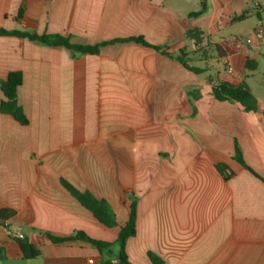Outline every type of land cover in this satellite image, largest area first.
<instances>
[{"label":"crops","instance_id":"0c3cea01","mask_svg":"<svg viewBox=\"0 0 264 264\" xmlns=\"http://www.w3.org/2000/svg\"><path fill=\"white\" fill-rule=\"evenodd\" d=\"M260 25L264 0H0V28L108 42L79 54L0 34V79L22 72L17 101L28 118L21 125L0 112V210L12 211L0 218V264H103L90 242L54 243L48 234L112 242L132 201V264H153L149 252L161 264H264ZM188 30L210 45L205 56ZM131 36L173 56L110 42ZM181 51L200 72L176 58ZM218 81L246 83L257 110L216 99ZM236 147L253 172L235 159ZM61 179L105 199L117 225L100 223ZM18 233L39 250L36 258H22Z\"/></svg>","mask_w":264,"mask_h":264},{"label":"trees","instance_id":"16d2710c","mask_svg":"<svg viewBox=\"0 0 264 264\" xmlns=\"http://www.w3.org/2000/svg\"><path fill=\"white\" fill-rule=\"evenodd\" d=\"M258 17L261 18L260 13L256 10ZM245 13L237 16V19H244ZM20 14H18V18ZM0 34H12L19 37L27 38L36 43L46 45V46H62L68 49L71 52L79 53V54H95L99 51L100 47L108 42H100L93 45H83L73 43L70 40L68 35L60 34V33H41L38 34L36 32L30 31H20V30H6L0 28ZM187 37L194 38V45L196 47V51L200 54V56H205L206 49L209 47V44L201 45V39L196 34L195 30L186 31ZM114 41H134L141 43L145 46L152 47L153 49L160 51L168 56H173L172 54L166 52L163 47L152 45L148 43L142 36H131L127 38H118L114 39L110 42ZM186 53H181L176 55V58L188 69L194 72H200V69H197L188 64V60L186 59ZM22 72L21 71H10L6 75L4 79H0V91L3 94V98L0 101V112L9 114L12 116L17 122L21 125L28 124V118L24 114L22 107L19 105L17 101V88L22 83ZM212 95L218 100H229V101H237L239 102L246 110H257V104L252 96L249 87L246 83H241L238 85H232L225 81H218L217 83L212 85ZM235 159L238 160L244 167L252 171L243 161L239 149L236 147L235 149ZM218 170L220 172L224 171V167L222 165H218ZM253 172V171H252ZM61 185L73 196L75 197L82 206H84L87 210H89L92 215L103 225L107 227H114L117 225L116 217L113 209L109 205V203L103 198L95 197L90 191H80L76 189L73 185L67 182L64 179H61ZM12 214L11 210H0V218L3 219ZM136 232V205L135 202L132 201L130 203V211L127 221L124 225L120 226L118 235L116 239L112 242L110 241H102L97 239H92L86 236L83 233L69 235L65 237H58L48 234V237L51 242L57 243L62 241H67L71 239L81 238L90 242L94 245L98 250L100 255L104 258L103 264H132L126 255L125 252V244L129 237L133 236ZM20 248V252L22 258L24 259H33L39 255V250L31 243V241L23 236L17 237L15 239ZM112 247H116L115 256L117 261L111 262L110 259L107 258V255L112 253ZM148 256L153 264H161V261L152 253H148ZM5 259V249L0 246V261Z\"/></svg>","mask_w":264,"mask_h":264},{"label":"built area","instance_id":"2783aa9c","mask_svg":"<svg viewBox=\"0 0 264 264\" xmlns=\"http://www.w3.org/2000/svg\"><path fill=\"white\" fill-rule=\"evenodd\" d=\"M256 35L259 36V37H262L264 35V25H260V27L257 29L256 31ZM231 68L229 67V70ZM18 237H23V235L21 233H18L17 235ZM90 262H92V260H90Z\"/></svg>","mask_w":264,"mask_h":264},{"label":"rangeland","instance_id":"374dc122","mask_svg":"<svg viewBox=\"0 0 264 264\" xmlns=\"http://www.w3.org/2000/svg\"><path fill=\"white\" fill-rule=\"evenodd\" d=\"M116 250V247H115ZM5 264H22V261H7Z\"/></svg>","mask_w":264,"mask_h":264}]
</instances>
